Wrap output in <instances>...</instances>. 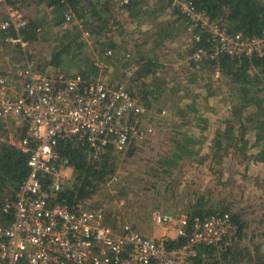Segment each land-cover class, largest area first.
<instances>
[{"label": "trees", "instance_id": "obj_1", "mask_svg": "<svg viewBox=\"0 0 264 264\" xmlns=\"http://www.w3.org/2000/svg\"><path fill=\"white\" fill-rule=\"evenodd\" d=\"M189 1L194 3L196 9L204 11L211 21L221 23L230 36L240 32L246 42L263 38L264 0ZM46 2L58 13L53 16V24H47L44 17L34 16L30 19L24 15L27 23L17 30L13 24L5 28L1 26L2 21L8 19L6 3H15V0H0V50L12 46L18 47L20 52L25 47L20 42L8 39L10 36L21 37L27 45L42 41L53 44L48 30H54L60 24L70 6L77 18L91 30L102 50L112 47L113 63L117 61L119 65L127 67L132 61L135 62L127 88L145 108L141 117L143 123L150 122L149 118H144L147 117V109L161 112L169 107L173 112L172 117L167 118V110L161 115L155 140L148 141L152 134L145 140L133 138L124 149L117 148L110 139L106 144L97 141V145L93 146L77 137L61 138L57 149L62 159H68L71 175L63 188L56 191V201L74 209L95 207L104 214V222L114 229H121L125 223L123 220L126 216H122L117 207V203L123 200L125 207L131 210L132 206H127L128 203L133 205V200L143 198V204L147 201L158 202L156 209L164 207L167 212L186 213L191 218L229 212L237 225V233L230 244L225 250L215 245H201L194 264H264V214H255V218L260 219L261 228L253 230V218L245 219L238 208L240 191L236 189L237 181L231 176L222 182L220 186L224 185V188L221 190L217 189L218 186L211 188V185L204 189L201 181L187 183L178 177L185 162H208L217 177L223 175L222 164L229 155L236 156L238 162L244 165L264 163V47L260 52L232 55L226 49L219 48L212 33L200 24L190 30L192 21L175 0H131L124 5L116 0ZM115 7L119 8L118 11H115ZM168 9L177 17H162V13ZM146 23L151 25L150 29L142 28ZM67 31L62 35L59 33V42L56 45L54 43L49 57H36L29 53L35 71L43 72L48 66H54L65 74L70 73L65 63L70 61L68 64H72V60L75 61L73 46L77 50L82 43L69 39ZM184 34H189L192 43L181 52L180 41ZM175 42L179 43V47L172 46ZM198 51L201 52L200 57L195 56ZM81 55L84 52L79 53L80 58L74 63L80 67L79 73L86 78V82L89 76L97 73V69L89 57ZM179 57H185L186 62L177 69L171 65L178 62ZM13 60H10V64L14 68ZM5 72L0 71V77H6ZM123 72L126 77V72ZM168 74L170 78L167 80ZM214 76H217L216 81L224 82L223 86L218 87L222 89L220 92L212 88ZM202 77L208 79L204 83L205 87L199 83ZM198 88H204L202 92L206 94L196 91ZM221 93L230 105L210 134L207 131L212 129V116L204 115L207 113L203 109L204 102L210 97L212 102L218 101ZM200 97L203 101H199ZM8 118L0 117L2 225L10 224L15 218L13 208L9 212L4 210L5 202L17 198L20 185L30 173V151L18 144L27 134V122L23 117H17L23 119V126L17 134V142H13L5 127ZM193 129H198V133ZM142 143H148L153 150L143 160L144 163L140 160ZM132 164L136 167H131ZM231 171L236 173L234 169ZM109 179L115 180V193H108L110 198L107 196L104 202L86 205L96 198ZM49 182V179L44 182L45 188ZM226 186H229L227 191ZM247 238L253 243L251 249L242 245ZM186 241L185 236H179L169 240L168 246H182Z\"/></svg>", "mask_w": 264, "mask_h": 264}, {"label": "built area", "instance_id": "obj_2", "mask_svg": "<svg viewBox=\"0 0 264 264\" xmlns=\"http://www.w3.org/2000/svg\"><path fill=\"white\" fill-rule=\"evenodd\" d=\"M66 1L67 0H62ZM124 5L131 0H116ZM192 21L210 31L219 48L232 55L262 51L263 38L242 39V33L230 36L217 21L189 0H175ZM8 19L18 30L27 20L17 3H6ZM65 23L78 22L72 7L65 11ZM190 21V20H189ZM86 35L89 30H85ZM8 39L25 42L17 36ZM108 49L106 55H112ZM198 51L195 56L200 57ZM103 59H96L98 69L113 71ZM21 90L8 93L6 79L0 77V117H23L27 134L18 144L30 151V173L20 185L17 198L6 201L4 210H15L14 220L0 224V264H194L201 245H215L225 250L237 233V225L229 212H215L204 217L186 213L153 211L152 221L162 227L160 235L147 236L129 223L114 229L104 222L97 209L71 208L56 201V191L69 179L68 159L57 149L61 138H75L96 146L97 141L124 149L133 138L147 139L154 125L143 123L145 108L124 84L81 77L58 75L54 78L35 71L29 63L22 70ZM166 110L162 111L165 114ZM49 179V186L44 182ZM169 232H174L171 235ZM185 236L187 241L169 247V240Z\"/></svg>", "mask_w": 264, "mask_h": 264}, {"label": "rangeland", "instance_id": "obj_3", "mask_svg": "<svg viewBox=\"0 0 264 264\" xmlns=\"http://www.w3.org/2000/svg\"><path fill=\"white\" fill-rule=\"evenodd\" d=\"M155 1H157V0H155ZM115 6H117V5H115ZM118 9L119 8L115 7V11H118ZM171 11H172L171 9H168L165 13L163 12L162 17L168 18V19H173V18L177 17L175 15V13L172 14ZM123 24L126 25L125 22ZM146 27H147L146 24L142 25L143 29ZM191 43L192 42H190L189 34H184V36L181 38V41H180V49H181L180 51L184 52L188 47H190ZM87 44L90 46L87 49L93 50V52L96 49V45L99 48H101V46L96 43L95 38L91 39V41ZM173 45L179 47L178 42H175V44H173ZM7 52H8V50H7ZM175 52L177 53V51H175ZM16 57H17V54L16 55L12 54V55H10L9 59L15 60ZM18 59L20 62L19 66L25 62V60H23L24 58L21 59L20 57H18ZM178 62L181 63L180 65H182L183 62L184 63L186 62V58L184 57L182 59L179 57ZM177 63L173 62V65H175ZM24 64H22V65H24ZM177 69H179V66L177 67ZM169 78H170V74L167 75V80ZM186 78H184V80ZM216 78H217V76H214V78L212 79V81H213V87L212 88L215 90L217 89L218 92H220V90L222 91V89L218 88V87L223 86L224 82L216 81ZM118 79L120 80V78H118ZM207 81H208L207 77H202L200 79L199 83H201L203 85V87H205L204 83ZM196 91L200 92L201 94H206V93L202 92V91H204V88H201V89L198 88ZM220 95H221V98L216 102H214V101L212 102L210 100L211 97L207 98V100L204 102L203 109L207 111V113L204 115L205 116L206 115L212 116V123H211L212 129L207 131V133H210V134L214 130V126L217 124V120L218 119L221 120V117L222 118L224 117L225 111L230 105L229 101L224 99L225 96H223L222 93ZM227 99L229 100V97ZM199 101H203V98L200 97ZM165 109L168 111V113L166 114L167 118L172 117L173 116L172 110L169 107H167ZM144 118H145V120H148V117H144ZM149 118H150V122L148 124H154L156 127V132H157L158 129L160 128L157 116L153 115V116H150ZM6 122L7 123H6L5 127L7 128L8 132H9L10 140L13 142H17L16 137H17V134L21 132V131H19V129H21V126H23V124H22L23 119H21V118L18 119L17 117H10L6 120ZM193 130H196V132H197L198 129H193ZM155 137H156L155 134L152 135L148 139V141L150 142L153 139L155 140ZM148 143L147 144L146 143L140 144L141 147L143 148L141 151V154H140V156H141L140 160L142 163H144V161H143L144 159L149 157V153H153V150ZM154 148H155V146H154ZM205 148H207V145H205ZM201 153H202V151H201ZM189 163L190 162L184 163V167L182 169H180V171L178 173V177L183 178L185 180V182H187V183L188 182L195 183V182L201 181L202 182L201 186H203L204 189H206L208 185H211V188H215L218 186L219 188L217 187V189L221 190L224 188V185L220 186L222 184V182L226 181L229 177L232 176V178L237 181L236 189H239V191H240L239 196H238V198L240 199L239 204H238V208L240 209V212H243L245 219L249 220V219L253 218V220L251 222L252 227H254L253 230L255 228H257V229L261 228V224L259 223L260 219L259 220L256 219L255 214L259 213L258 216L261 214H264V163H254L251 165L249 163H246V165H244V164H241L238 162V159L236 158V156L229 155L228 157L225 158V161L222 164V167H224V172H223V175L220 177H217V174L214 173V170L209 167L208 162H205L204 164H199V163L189 164ZM131 167L134 168L136 166H135V164H132ZM217 167H219V166L217 165ZM233 167H236L238 169V171L236 168H233ZM233 169L235 170L234 172H236L235 174L231 171ZM68 174H69V176L71 175V170L68 171ZM113 179H109L107 182V185L105 187H103V190L97 194L96 198L91 200V201H88V203H86V205H93L94 206L98 202H104L108 196V193L114 194L115 191H114V187H113V182L115 180H113ZM230 187H232V186H230ZM228 188H229V186H226L225 190L227 191ZM109 198H110V195L108 196V199ZM142 199L143 198H140L137 201L133 200V202H134V203L132 202L133 205H130L131 204L130 202L128 203L127 206H132V210L125 207V201L124 200H123L124 202L122 201L121 203H117V205H118L117 207L120 209V213L122 214V216L124 214L126 216V218H125V220H123V222L129 223V224L135 226L136 230H138L142 234H146L149 236L150 232H152L154 230V227H155V225L152 221V214H153V211L156 209L155 206H157L158 202L152 203V201H147V202H145V204H143L141 202ZM150 199H152V198H150ZM156 201H159V200L157 199ZM92 209H95V207H93ZM159 209L166 211L164 207L159 208ZM129 210L131 211V213ZM253 210H254V212H252ZM163 231H165V230L163 229ZM169 233L171 235H174V232H169ZM160 234H158V235H160ZM243 242H244V244H242L243 246H247L250 249L252 248L253 243L250 241L249 238H247Z\"/></svg>", "mask_w": 264, "mask_h": 264}, {"label": "crops", "instance_id": "obj_4", "mask_svg": "<svg viewBox=\"0 0 264 264\" xmlns=\"http://www.w3.org/2000/svg\"><path fill=\"white\" fill-rule=\"evenodd\" d=\"M15 3H17L19 5V7L21 8L23 14L26 16V18H32L34 16L37 17H44L45 22H47V24H53V16L54 14H58L55 10H53V8L47 4L46 0H15ZM65 15V13H64ZM147 27L144 29H150L151 25L146 23ZM74 29V30H73ZM89 30V34L86 35L84 33L85 30ZM68 30V31H67ZM51 37L50 41H53L55 43V45L59 42V38H57L59 36V33L62 35L64 33V31H67V33H69L68 38L69 39H74L77 40L75 42L77 43H82L81 48L76 49L75 46H73V51L75 52V57H74V62L77 61V59L80 58L79 53L84 52V57H89L92 61V64H94L93 66L95 67V69H97V73L93 74L91 77L89 76V78H87L88 80H92V79H102V80H106V81H113L116 84H124L126 87L128 86L129 88V84H130V77L133 74L134 71V64L135 62L132 61L129 66L124 67L122 65H119L120 63L116 61V63L112 62V55H106V51L108 49H112V47L109 46V48L102 50L101 48H99L96 45V49L93 52V50H88L87 48L90 47L87 43H89L91 41V39L93 38V33L91 32L90 29H88L84 22H82L81 20L78 19V22H69V23H65V17L63 16V19L61 20L60 24L54 29L48 30ZM55 40V41H54ZM23 41V40H22ZM96 41V39H95ZM23 46L22 50L19 52L17 49L18 47H12L9 46L8 48L6 47L5 49L0 50V71H7L6 73V77H4L6 79V85L8 86V93L10 95H15L17 92H19L21 90V84L23 81V75H22V70L24 68H27L28 64L31 63V59H29V53H33L36 57H43L44 55L49 57V54H51L52 52V47H54V43L52 44V42H46V41H42L41 43H31L30 45L28 44H23L22 42H20ZM16 46H19L16 44ZM173 47H175L174 45H172ZM16 48V49H15ZM6 50V51H5ZM8 50V52H7ZM115 52V51H114ZM16 55L17 57L14 60V68H12L11 64H10V55ZM73 55V53H71ZM150 56H154L153 54H151ZM18 57H20L21 59L24 58L23 60H25V64L24 65H20L19 59ZM103 59L105 60V62L109 63L108 65H113L112 67L114 68L112 72L105 70H99L98 67L95 65V61L96 59ZM69 60H72L69 57ZM70 62V61H69ZM69 62H66V67H67V72L69 74H65L64 71L60 70L59 67L54 68V66H48V69L43 71L42 73H46L54 78H57L58 75H64V76H69V77H81L82 79H86L84 78L80 73L79 70L80 67L73 62L72 60V64H68ZM177 63V62H176ZM181 63H177L174 65V67H178L180 66ZM118 65V66H117ZM19 66V67H18ZM90 66V65H88ZM173 66V64L171 65ZM116 67V68H115ZM124 67V68H123ZM50 68H52V70H49ZM116 71V74H115ZM126 72V77H125V73ZM120 78L121 81L118 79ZM147 109V108H146ZM157 116V119L160 123V119H161V115L162 111L159 112V110L157 111H152L147 109V117L149 118L150 116ZM10 118V117H9ZM20 119V118H18ZM150 119V118H149ZM154 125V124H153ZM155 127V125H154ZM155 136L158 134V131L156 132V127L154 128V131L152 133V135ZM155 210H159L162 212H167L164 211L162 209H155ZM154 210V211H155ZM167 213H171V212H167ZM135 228V226H134ZM138 231V230H137ZM161 232H163V228L162 227H154V230L152 232H150L149 236H154V235H158ZM141 233V232H140ZM146 235V234H144ZM148 236V235H147Z\"/></svg>", "mask_w": 264, "mask_h": 264}]
</instances>
